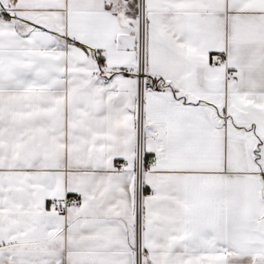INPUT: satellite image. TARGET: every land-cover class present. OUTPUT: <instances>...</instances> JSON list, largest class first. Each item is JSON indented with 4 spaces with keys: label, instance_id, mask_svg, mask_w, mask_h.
Returning a JSON list of instances; mask_svg holds the SVG:
<instances>
[{
    "label": "snow or ice",
    "instance_id": "obj_1",
    "mask_svg": "<svg viewBox=\"0 0 264 264\" xmlns=\"http://www.w3.org/2000/svg\"><path fill=\"white\" fill-rule=\"evenodd\" d=\"M0 264H264V0H0Z\"/></svg>",
    "mask_w": 264,
    "mask_h": 264
}]
</instances>
